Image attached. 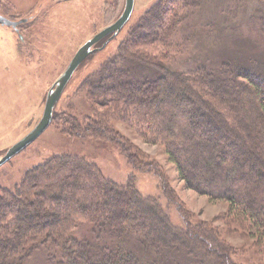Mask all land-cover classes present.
Returning <instances> with one entry per match:
<instances>
[{
    "label": "trees",
    "instance_id": "trees-1",
    "mask_svg": "<svg viewBox=\"0 0 264 264\" xmlns=\"http://www.w3.org/2000/svg\"><path fill=\"white\" fill-rule=\"evenodd\" d=\"M199 1L151 4L82 84L94 116L60 119L69 135L112 142L144 170L143 161L136 162L143 160L140 152L109 119L130 124L146 141L165 146L190 188L227 201L234 215L264 235V69L201 62L173 70L162 64L177 56L169 48L181 53L171 37ZM146 67L158 70L150 74ZM150 169L175 202L166 175ZM208 232L187 218L172 223L157 198L130 180L106 178L79 155L58 154L27 169L13 188H0V264H25L40 249L49 251L47 264H182L178 256L185 264H236Z\"/></svg>",
    "mask_w": 264,
    "mask_h": 264
},
{
    "label": "rangeland",
    "instance_id": "rangeland-1",
    "mask_svg": "<svg viewBox=\"0 0 264 264\" xmlns=\"http://www.w3.org/2000/svg\"><path fill=\"white\" fill-rule=\"evenodd\" d=\"M155 1L135 0L131 18L119 34L104 47L107 38L95 45L97 50L81 63L64 88L54 109L55 120L32 144L0 166V188H13L27 169L58 154L83 156L95 163L106 178L119 184L130 180L143 195L157 198L172 223L180 224L187 218L192 226H206L213 238L221 240L224 252L234 263L264 264L262 231L247 218L234 215L227 201L190 188L180 178L163 144L148 142L130 124L109 119L110 126L140 152L143 160L136 159V162L143 161L144 170H139L112 142L71 136L67 132L69 124L60 119L75 116L84 120L90 114L94 116L90 99L80 90L82 84L118 50L130 27ZM199 2L177 28V34L171 37L172 41H177L181 53H177V48V52L169 48L170 56L177 54L176 58L161 63L180 70L191 69L201 62L210 63L211 67L230 62L262 71L264 0ZM124 6L125 0H0V14L11 20L26 19L20 25L22 39L11 27L0 25V156L38 123L49 89L75 53L101 29L117 20ZM153 47L166 49L163 45ZM146 68L150 74L158 70ZM131 69L134 68L131 66ZM175 89L167 90L165 97L173 96ZM96 109L104 111L101 107ZM152 166L163 173L164 178L166 175L177 202L163 193L159 176L150 169ZM179 205L182 213L177 210ZM48 252L46 249L34 252L25 264H47ZM186 257L194 259L191 255ZM177 258L185 264V260Z\"/></svg>",
    "mask_w": 264,
    "mask_h": 264
},
{
    "label": "water",
    "instance_id": "water-1",
    "mask_svg": "<svg viewBox=\"0 0 264 264\" xmlns=\"http://www.w3.org/2000/svg\"><path fill=\"white\" fill-rule=\"evenodd\" d=\"M135 0H125V6L122 14L113 23L107 25L96 33L92 38L87 40L75 53L74 57L69 62L65 71L60 75V77L51 86L46 96L45 105L42 117L38 123L29 131L24 137L14 143L7 151L0 156V166L8 162L27 146L32 144L51 124L53 120V113L55 106L66 87L67 83L73 76L76 69L81 65V63L92 54L97 48L95 45L98 44L104 38L107 40L104 42L103 46L108 43L113 37H115L123 28V26L130 20L131 15L134 10ZM26 19L11 20L6 16L0 14V25L9 26L17 29L19 24L25 22Z\"/></svg>",
    "mask_w": 264,
    "mask_h": 264
},
{
    "label": "flooded vegetation",
    "instance_id": "flooded-vegetation-1",
    "mask_svg": "<svg viewBox=\"0 0 264 264\" xmlns=\"http://www.w3.org/2000/svg\"><path fill=\"white\" fill-rule=\"evenodd\" d=\"M20 25L21 24H19L18 26H17V29H15V28H12V29H14L18 34H19V37L22 39L23 37H22V34L20 33Z\"/></svg>",
    "mask_w": 264,
    "mask_h": 264
}]
</instances>
